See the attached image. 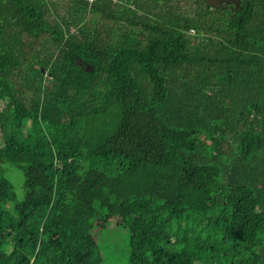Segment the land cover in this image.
Returning a JSON list of instances; mask_svg holds the SVG:
<instances>
[{
	"label": "trees",
	"instance_id": "trees-1",
	"mask_svg": "<svg viewBox=\"0 0 264 264\" xmlns=\"http://www.w3.org/2000/svg\"><path fill=\"white\" fill-rule=\"evenodd\" d=\"M237 2L0 0V264H105L112 220L125 264H264V0Z\"/></svg>",
	"mask_w": 264,
	"mask_h": 264
},
{
	"label": "rangeland",
	"instance_id": "rangeland-1",
	"mask_svg": "<svg viewBox=\"0 0 264 264\" xmlns=\"http://www.w3.org/2000/svg\"><path fill=\"white\" fill-rule=\"evenodd\" d=\"M63 10H66V5L61 3L55 12L58 20L64 16ZM73 13L71 11L72 15ZM87 18L96 19L93 15H88ZM3 174L11 183L16 200H21L17 197V186L22 188L24 192L21 173L10 164L5 163L3 164ZM97 238L106 260L105 264H125L123 260L124 255L127 254L125 249V236L117 229L115 230L113 220L110 221L106 230L100 231Z\"/></svg>",
	"mask_w": 264,
	"mask_h": 264
},
{
	"label": "water",
	"instance_id": "water-1",
	"mask_svg": "<svg viewBox=\"0 0 264 264\" xmlns=\"http://www.w3.org/2000/svg\"><path fill=\"white\" fill-rule=\"evenodd\" d=\"M225 0H206V2L210 5H220ZM233 3L235 6H238L237 0H228Z\"/></svg>",
	"mask_w": 264,
	"mask_h": 264
},
{
	"label": "clouds",
	"instance_id": "clouds-1",
	"mask_svg": "<svg viewBox=\"0 0 264 264\" xmlns=\"http://www.w3.org/2000/svg\"><path fill=\"white\" fill-rule=\"evenodd\" d=\"M17 197L19 199H23V197H24V192H23L22 188H20L19 186H17Z\"/></svg>",
	"mask_w": 264,
	"mask_h": 264
},
{
	"label": "built area",
	"instance_id": "built-area-1",
	"mask_svg": "<svg viewBox=\"0 0 264 264\" xmlns=\"http://www.w3.org/2000/svg\"><path fill=\"white\" fill-rule=\"evenodd\" d=\"M83 1H85V2H87V3H93L94 1H96V0H83ZM109 1H112V2H117L118 0H109Z\"/></svg>",
	"mask_w": 264,
	"mask_h": 264
},
{
	"label": "flooded vegetation",
	"instance_id": "flooded-vegetation-1",
	"mask_svg": "<svg viewBox=\"0 0 264 264\" xmlns=\"http://www.w3.org/2000/svg\"><path fill=\"white\" fill-rule=\"evenodd\" d=\"M228 3H231V2L228 1V0H225V1H223L220 5H222V4H228Z\"/></svg>",
	"mask_w": 264,
	"mask_h": 264
},
{
	"label": "crops",
	"instance_id": "crops-1",
	"mask_svg": "<svg viewBox=\"0 0 264 264\" xmlns=\"http://www.w3.org/2000/svg\"><path fill=\"white\" fill-rule=\"evenodd\" d=\"M61 3H64V4H65V2H64V1L60 2L59 4H61ZM58 6H59V5H58ZM56 10H58V8H57Z\"/></svg>",
	"mask_w": 264,
	"mask_h": 264
}]
</instances>
